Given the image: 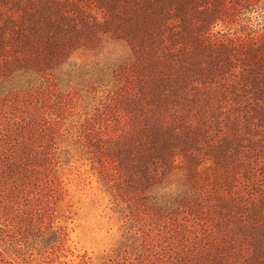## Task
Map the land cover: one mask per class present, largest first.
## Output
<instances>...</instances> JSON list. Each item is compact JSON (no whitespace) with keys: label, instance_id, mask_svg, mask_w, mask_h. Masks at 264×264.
<instances>
[{"label":"trees","instance_id":"16d2710c","mask_svg":"<svg viewBox=\"0 0 264 264\" xmlns=\"http://www.w3.org/2000/svg\"><path fill=\"white\" fill-rule=\"evenodd\" d=\"M102 36L130 56L81 151L125 227L116 264H264V0H0V203L49 193L46 102L59 116L60 68ZM174 169L186 189L160 193Z\"/></svg>","mask_w":264,"mask_h":264},{"label":"rangeland","instance_id":"374dc122","mask_svg":"<svg viewBox=\"0 0 264 264\" xmlns=\"http://www.w3.org/2000/svg\"><path fill=\"white\" fill-rule=\"evenodd\" d=\"M220 29L218 26L213 32ZM225 37L228 35L223 29L213 38ZM129 56L125 43L102 36L93 49L72 52L60 68L63 73L58 74L61 79L57 90L64 99L62 112L57 117L53 114L58 104L54 96L46 102L43 111L44 120L56 123L57 136L51 140L50 149L52 161L44 171L33 174L38 188L47 182L49 193L37 195L38 198L35 193H18L17 204L10 212L0 203L3 261L11 264H116L121 261L125 227L110 194L105 192L82 153L81 143L85 132L101 129L113 118L114 110L108 105V98L117 92L118 85L111 72ZM177 116L196 118L194 113L187 117L183 111ZM175 157L183 160L181 156ZM184 184L182 172L174 169V174L158 191L166 193L170 189L171 193H182L186 189ZM0 201H4L3 196ZM30 207L42 209L33 213ZM27 211H31L30 217L25 216ZM29 221L34 226L26 229ZM48 225L51 228L40 235L39 230H45ZM58 229L65 235L60 246L52 237ZM49 237H52L49 246L53 249L42 242Z\"/></svg>","mask_w":264,"mask_h":264}]
</instances>
